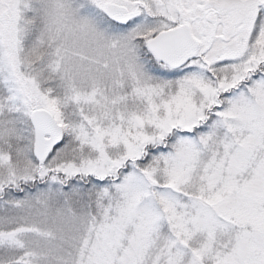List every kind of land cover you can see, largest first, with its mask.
Instances as JSON below:
<instances>
[{
	"label": "snow or ice",
	"instance_id": "1",
	"mask_svg": "<svg viewBox=\"0 0 264 264\" xmlns=\"http://www.w3.org/2000/svg\"><path fill=\"white\" fill-rule=\"evenodd\" d=\"M0 264H264V0H0Z\"/></svg>",
	"mask_w": 264,
	"mask_h": 264
}]
</instances>
